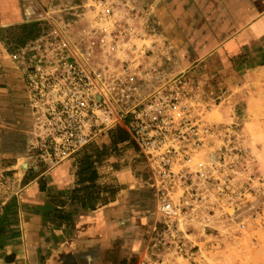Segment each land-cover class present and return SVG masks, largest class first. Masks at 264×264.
Instances as JSON below:
<instances>
[{"label": "rangeland", "instance_id": "1", "mask_svg": "<svg viewBox=\"0 0 264 264\" xmlns=\"http://www.w3.org/2000/svg\"><path fill=\"white\" fill-rule=\"evenodd\" d=\"M104 1L51 0L42 6L43 16L10 27L7 37L9 43L21 47L16 57L30 92L39 70L45 77H63L57 59L61 45L75 51L70 60L82 61L95 74L97 86L103 88L118 121L100 134L112 141L103 142L102 158L113 155L121 164L132 163L139 178L134 200L150 217L142 232V244L127 255L125 264H264V140L260 138L264 139V134L256 132L254 125L244 124L241 103L230 109L231 121H223L219 105L226 95L224 99L217 96L224 86L217 79L197 76L190 70L176 73L174 56L162 48L164 41L152 39L161 46L157 52H146L144 44L152 42L145 41L144 31L156 26V21L150 24L142 16H126V4L119 6V16H109L113 6ZM35 45L40 46L34 49ZM131 76L134 81H130ZM175 78L181 82L168 88L181 92L180 103L189 117L214 133L204 134L203 145L188 165L174 166L175 180L170 182L154 174L124 125L130 122L132 109ZM32 103H38L34 113L37 130L40 125L48 129V104L41 105L39 99ZM174 115L179 117V110ZM105 118L98 116L103 128L109 124ZM110 119H114L113 114ZM95 142L75 155L80 156L87 147L94 153L97 149L90 147H96ZM103 188L116 192L120 185L105 183ZM163 200L172 202L171 215L159 211Z\"/></svg>", "mask_w": 264, "mask_h": 264}, {"label": "crops", "instance_id": "2", "mask_svg": "<svg viewBox=\"0 0 264 264\" xmlns=\"http://www.w3.org/2000/svg\"><path fill=\"white\" fill-rule=\"evenodd\" d=\"M50 1L0 0V264H125L150 222L134 200L139 178L132 163L94 158L91 182L80 174L83 152L54 162L37 148L32 96L16 57L21 47L7 36L10 27L43 16ZM104 3L116 7L109 16L126 4V16L156 21L145 41H164L176 73L190 70L224 86L223 121L241 103L244 124L264 134V0ZM160 41L144 44L146 52H157ZM95 141L98 148L109 142L105 135ZM105 183L120 189L104 191Z\"/></svg>", "mask_w": 264, "mask_h": 264}, {"label": "built area", "instance_id": "3", "mask_svg": "<svg viewBox=\"0 0 264 264\" xmlns=\"http://www.w3.org/2000/svg\"><path fill=\"white\" fill-rule=\"evenodd\" d=\"M39 46L35 45L34 49ZM57 53L63 77H45L39 70L34 74V87L31 88L32 101L39 99L41 105V102H45L49 107L46 113L51 120L48 129L44 130L41 125L38 127V134L42 133L38 135V147L44 157L54 162L75 155L118 121L103 88L97 86L95 74L79 59L70 60L75 57V51L61 45ZM134 80L131 76L130 81ZM178 81L181 82L178 78L170 79L147 96L140 107L131 110L132 118L124 125L131 139L146 155L154 174L170 182L175 180L174 166L178 163L188 165L194 152L203 145L204 134L214 133L199 120L189 117L180 103L181 92H173L168 88ZM224 97L223 93L217 96L221 99ZM34 105L35 113L38 103ZM176 110H179V117L174 115ZM111 114L113 120L110 119ZM98 116L108 118L109 124L104 125L106 128H103ZM92 127L96 128L95 131ZM183 176L180 175L181 178ZM173 208L172 202L168 200H163L159 205V211L165 215H171Z\"/></svg>", "mask_w": 264, "mask_h": 264}, {"label": "trees", "instance_id": "4", "mask_svg": "<svg viewBox=\"0 0 264 264\" xmlns=\"http://www.w3.org/2000/svg\"><path fill=\"white\" fill-rule=\"evenodd\" d=\"M121 137H123L121 135ZM126 138H122V141H124ZM90 148L96 150L94 153L89 152L88 147L84 149V152L82 153L80 157V174L82 175V178L84 180H88L93 182L97 176V171L94 168V158L101 160L102 155L104 153V150H100V148L91 146Z\"/></svg>", "mask_w": 264, "mask_h": 264}]
</instances>
